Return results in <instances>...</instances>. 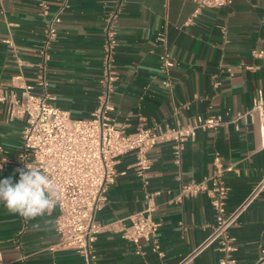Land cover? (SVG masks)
<instances>
[{"label":"crops","instance_id":"obj_1","mask_svg":"<svg viewBox=\"0 0 264 264\" xmlns=\"http://www.w3.org/2000/svg\"><path fill=\"white\" fill-rule=\"evenodd\" d=\"M66 2L45 74L54 106L72 119H89L98 105L104 71L105 19L118 13L117 46L111 69L117 75L110 116L125 134L139 126L193 123L196 116H220L215 130H197L179 158L173 143L151 149V169L144 182L134 170L135 155L122 156L118 175L108 187L107 202L95 216L101 227L95 242L96 264H178L211 234L215 212L206 192L182 195L185 185L211 186L214 159L231 167L220 177L232 210L264 174V136L257 117L248 112L257 91L264 94V0H233L230 6L202 9L191 0H0V87L17 90L34 85L47 22ZM40 5H46L43 15ZM7 41H11L12 45ZM168 55L174 66L161 69ZM169 86H166V83ZM34 93H40L38 87ZM264 124V121H263ZM24 120L8 121L0 106V148L8 165L0 179H19L15 168L21 151ZM153 198L156 235L140 252L121 238L116 223L147 207ZM57 207L36 220L11 214L0 204L1 264H82L71 250L55 247ZM237 264H254L264 252V189L230 231ZM213 243L187 264H219Z\"/></svg>","mask_w":264,"mask_h":264},{"label":"built area","instance_id":"obj_2","mask_svg":"<svg viewBox=\"0 0 264 264\" xmlns=\"http://www.w3.org/2000/svg\"><path fill=\"white\" fill-rule=\"evenodd\" d=\"M196 5V14L202 9H219L230 6L233 0H191ZM66 2L58 8L47 22L43 40L37 48L40 63L34 85L23 84L17 90L0 87V106L4 108L8 121L22 119L21 151L17 156L15 168L23 169L25 164L37 166L50 176L58 190V215L55 231L61 250L74 251L82 264H96L95 242L101 227L95 222L96 214L107 202L108 187L115 181L117 166L122 156L134 153V170L138 177L146 181L151 169L150 152L159 143H173L174 154L179 158L186 141L196 136L197 130H215L222 123L220 116H196L191 125L139 126L133 133L125 134L110 114L113 107L110 97L113 93L117 75L111 69L112 53L117 46L116 24L118 13H111L105 19V57L104 71L100 80L98 105L89 119H72L68 112L54 106V97L48 92L49 82L45 74L46 64L51 58V44L57 37L56 25ZM46 15V5H40ZM12 45L11 41H7ZM255 57L264 59V50H254ZM174 66L168 55L161 57V69L167 73ZM169 86V83H166ZM38 87L40 93H34ZM246 116L257 117L264 136V94L257 91L251 109L238 114L235 120ZM8 165V156L0 148V168ZM215 174L211 186L205 182L185 185L182 195H195L206 192L215 212V225L208 238L178 264H187L203 248L216 243L221 253L219 264H237L234 258L236 246L229 234L241 215L264 189V174L250 193L232 210L227 209L228 189L221 180L231 167H223L214 159ZM159 193H147V207L128 217L129 224L116 223L120 236L131 243L136 252L140 244L154 237L159 223L153 218V198ZM2 255L0 252V264ZM254 264H264V252Z\"/></svg>","mask_w":264,"mask_h":264},{"label":"clouds","instance_id":"obj_3","mask_svg":"<svg viewBox=\"0 0 264 264\" xmlns=\"http://www.w3.org/2000/svg\"><path fill=\"white\" fill-rule=\"evenodd\" d=\"M19 179H0V204L25 220H36L52 212L58 203V190L49 175L37 166L25 164L16 170Z\"/></svg>","mask_w":264,"mask_h":264}]
</instances>
